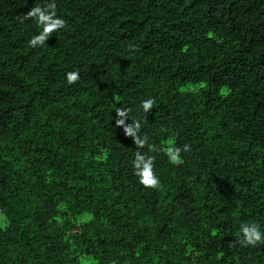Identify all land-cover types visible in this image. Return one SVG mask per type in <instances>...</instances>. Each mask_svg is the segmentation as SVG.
Wrapping results in <instances>:
<instances>
[{
    "label": "trees",
    "instance_id": "trees-1",
    "mask_svg": "<svg viewBox=\"0 0 264 264\" xmlns=\"http://www.w3.org/2000/svg\"><path fill=\"white\" fill-rule=\"evenodd\" d=\"M45 3L0 0V264H264V0H55L33 48Z\"/></svg>",
    "mask_w": 264,
    "mask_h": 264
},
{
    "label": "clouds",
    "instance_id": "clouds-1",
    "mask_svg": "<svg viewBox=\"0 0 264 264\" xmlns=\"http://www.w3.org/2000/svg\"><path fill=\"white\" fill-rule=\"evenodd\" d=\"M55 0H46L44 6L37 5L32 7L31 10L24 15V19L34 18L37 26L40 28L38 34L31 37L29 45L33 48L40 47L45 44L46 40L52 35L65 27V21L58 17L56 13ZM79 78V73L76 71L66 73V81L68 84H73ZM154 101L149 98L143 100L140 104V108L143 113H148L153 109ZM129 109H117L116 120L117 126H123L124 132L128 137H132L135 143L137 151L135 152V159L132 162V167L135 176L138 178L139 184L146 188H157L159 186V178L153 171V157L146 155L139 151L142 149L146 142V137L138 135L140 130V122L134 121L128 125H125V119L128 118ZM171 144V142H169ZM187 145L184 146L183 151H187ZM161 151L164 152L170 163L179 164L181 162V151L179 147H162ZM0 219H3L0 216ZM240 238L237 240L242 246H256L257 244L264 243V231L255 223H242L239 227Z\"/></svg>",
    "mask_w": 264,
    "mask_h": 264
},
{
    "label": "rangeland",
    "instance_id": "rangeland-1",
    "mask_svg": "<svg viewBox=\"0 0 264 264\" xmlns=\"http://www.w3.org/2000/svg\"><path fill=\"white\" fill-rule=\"evenodd\" d=\"M189 88L190 89H196V87H189ZM167 144H169V142H167ZM1 220H3V219H1ZM80 261L83 262L84 264H91L92 263V261H90L89 259H84V258H81Z\"/></svg>",
    "mask_w": 264,
    "mask_h": 264
}]
</instances>
